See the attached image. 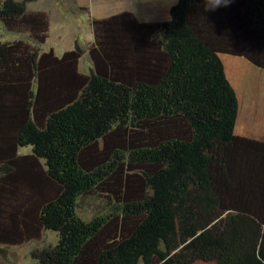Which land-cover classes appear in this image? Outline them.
<instances>
[{
	"label": "trees",
	"instance_id": "obj_1",
	"mask_svg": "<svg viewBox=\"0 0 264 264\" xmlns=\"http://www.w3.org/2000/svg\"><path fill=\"white\" fill-rule=\"evenodd\" d=\"M33 1L0 0V31L29 33L0 39V241L58 232L38 264H264V140L235 133L221 57L264 69V0L92 18L89 74L86 44L45 47ZM95 193L108 209L85 220L78 198Z\"/></svg>",
	"mask_w": 264,
	"mask_h": 264
},
{
	"label": "rangeland",
	"instance_id": "obj_2",
	"mask_svg": "<svg viewBox=\"0 0 264 264\" xmlns=\"http://www.w3.org/2000/svg\"><path fill=\"white\" fill-rule=\"evenodd\" d=\"M21 1V0H20ZM162 0H36L28 4V10L42 11L48 15L50 28L45 47L54 49L57 54L76 47V39H82L86 49L85 57L80 60V71L89 74V57L87 55L88 44L94 34L92 30L91 18L89 12L80 5L88 4L92 7V13L95 17H101L133 8L137 11L136 16L140 14L149 19L160 15L161 20L170 18V9L174 0H167L168 6H162ZM80 3V4H79ZM85 9V10H84ZM28 32H9L6 29L0 31V39L14 40L22 39ZM89 54V53H88ZM226 60L230 80L235 85L241 104V112L238 117V130L247 135H256L263 133L264 124L255 115L264 108V69L258 68L247 61H233L228 57ZM238 62V63H237ZM264 114V112H263ZM20 153L32 151V147H21ZM129 171V170H128ZM108 196L95 193L89 196L78 198L76 210L85 220H89L100 212L108 209ZM59 233L45 229L38 239L24 241L18 244L5 245L0 241V264H38L32 257V251L39 247L56 245L59 242ZM194 264H217L216 261H197Z\"/></svg>",
	"mask_w": 264,
	"mask_h": 264
},
{
	"label": "crops",
	"instance_id": "obj_3",
	"mask_svg": "<svg viewBox=\"0 0 264 264\" xmlns=\"http://www.w3.org/2000/svg\"><path fill=\"white\" fill-rule=\"evenodd\" d=\"M77 0H75V2H76ZM79 1V0H78ZM163 2H162V6H168L169 4H167V0H162ZM178 2V0H174V2L172 3V5H171V8L176 4ZM80 4V3H79ZM82 8H88L89 9V12H90V14H91V16L93 17V18H97V19H103V18H107V17H109V16H111V15H114V14H118V13H121V12H124V11H130V12H132L134 15H135V13L137 12V11H134V10H136V9H133V8H125L124 10H121V11H119V12H115V13H112V14H107V15H104V16H101V17H95L94 16V14L92 13V7L90 6V5H88V4H82V5H80ZM85 10V9H84ZM170 15H171V9H170ZM136 16V15H135ZM137 17V19L139 20V21H141V22H162V21H166V20H161V17H160V15H157V16H155V17H153V18H151V19H153V20H155V21H149V19H147L146 17H143V16H141L140 14H138V16H136ZM170 18H171V16H170ZM169 18V19H170ZM169 19H167V20H169ZM91 20H92V18H91ZM91 25V24H90ZM92 26V25H91ZM92 30H93V28H92ZM93 34H94V32H93ZM93 38H94V36H93ZM93 38H92V41H93ZM77 40H79L78 42H80V45H82V46H84V43L82 42V39H76V42H77ZM92 41H87V43L89 42H92ZM94 42V41H93ZM85 47V46H84ZM89 52H87V55H88V57H89V64H90V66H89V70H90V68L93 66V60L91 59V57H90V55L88 54ZM85 55L86 54H84V57H85ZM221 57H222V59H223V62H224V65H225V69H226V73H227V76H228V78H229V80H230V76H229V72H228V69H227V64H226V60H229V59H227L228 57H230V58H232L231 60H233V61H247V62H249V63H251L248 59H246V58H244V57H241V56H237V55H232V54H228V53H223V54H221ZM238 63V62H237ZM251 64H253V63H251ZM254 65V64H253ZM254 66H256V65H254ZM258 67V66H257ZM258 68H260V67H258ZM231 81V80H230ZM232 83V82H231ZM233 84V83H232ZM234 86V88L236 89V87H235V85H233ZM236 91H237V89H236ZM237 94H238V91H237ZM238 99H239V105H240V107H239V114H238V117H239V115H240V112H241V104H240V98H239V94H238ZM263 112H264V108H261V110H260V113H259V111L258 112H255V115H258V117L260 118V120L263 122V124H264V114H263ZM237 126H238V119H237V122H236V127H235V133L236 134H238V135H242V136H247V137H253V138H257V139H261V140H264V135H263V133H258V134H256L255 136L253 135H247V134H244L243 132H241L240 130H238V128H237ZM19 152H20V150H19ZM33 152V149H32V151H30V152H27V153H21V154H31ZM44 188H45V186H44ZM44 188L42 189V188H38V193H42V190H44ZM30 190V189H29ZM39 194V195H40Z\"/></svg>",
	"mask_w": 264,
	"mask_h": 264
},
{
	"label": "clouds",
	"instance_id": "obj_4",
	"mask_svg": "<svg viewBox=\"0 0 264 264\" xmlns=\"http://www.w3.org/2000/svg\"><path fill=\"white\" fill-rule=\"evenodd\" d=\"M230 2L231 0H215L213 6H221V5L227 6Z\"/></svg>",
	"mask_w": 264,
	"mask_h": 264
}]
</instances>
